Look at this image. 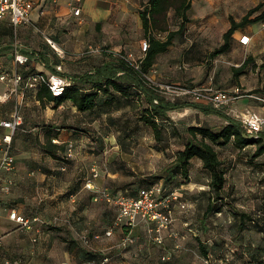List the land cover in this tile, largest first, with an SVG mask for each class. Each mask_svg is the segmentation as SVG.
I'll return each mask as SVG.
<instances>
[{"label":"crops","instance_id":"crops-1","mask_svg":"<svg viewBox=\"0 0 264 264\" xmlns=\"http://www.w3.org/2000/svg\"><path fill=\"white\" fill-rule=\"evenodd\" d=\"M33 1L35 7L31 13V23L15 28L9 16L0 20V77L2 74L19 72L24 78L37 73L58 74L67 78H104V73L116 70L121 54L134 61L146 55L139 50L140 44L136 37L138 40V34L139 36L143 34V42L148 41L141 12L150 0H82L79 4L82 9L80 16L74 14L72 0H58V3H53L52 0ZM228 1L232 3V0ZM195 3L196 0L188 12L190 21L187 23L186 31L175 38L174 44L167 52L157 56L149 75L153 81L155 78H175L173 72L168 70L170 67L168 55L177 41L190 34L193 27L199 29V34L213 32L215 24L212 22L205 25L203 21L201 25L195 23L192 14ZM175 16L180 20L176 29L178 30L182 20L176 14ZM231 18L233 17L230 16L223 31V43L224 34L232 26ZM257 24L259 23L237 31L228 52L214 58L212 52L210 54L213 62L207 70L208 78L225 86L232 84L227 80L221 83V78L231 80L235 78L232 82L236 85L229 88L232 91L230 93L236 89L243 93L247 78L260 72L261 66H256L258 59L252 58V55L257 56L259 49L257 46H250L254 36L251 35L252 31L249 32V29H254L252 27ZM169 27L175 31L171 28L170 19ZM168 33L161 30L153 31L154 36L162 40L167 38ZM243 35L251 37L249 45L240 42ZM49 40L55 42L58 50L50 45ZM139 51L140 56L137 53ZM17 52L27 56L29 61L18 64ZM134 54H137L138 60ZM195 55L200 59V54ZM174 72L178 73V70L175 69ZM121 74L119 72L118 76ZM40 88H26L23 82L18 95H14L7 102L0 101V119H10L18 104L24 116L23 129L13 137L16 167L13 171L6 172L0 183V264H88L94 255L98 261L104 256H109L110 262L106 264L199 262L197 258L201 253L202 240L199 236L200 226L196 230L189 228L190 233L183 234L178 228L179 223L187 227L190 223L179 220L175 210L173 223L175 236L166 234L163 244L153 241L145 222H140L134 229L136 243L125 250L119 245L122 237L128 232L127 226L117 228L112 236L106 235L113 225L118 208L103 201H95L94 192L84 187L87 180L92 178V170L95 167L100 169L101 176L94 182L97 185H104L102 183L104 173L98 165V158L87 152L90 137H93V128L97 127L98 116L102 114V106L100 104L93 111L81 112L71 101L61 104L55 101L42 103L38 98ZM8 89V84L0 79V96ZM253 92L248 93L254 94ZM259 108L258 112L264 115V105ZM72 114L77 116L76 123ZM217 119L221 120L222 125L227 123L222 117ZM206 124L213 126L210 123ZM84 127L88 135L81 132ZM9 133L8 128L0 127V157L3 138ZM50 142L58 146L55 151H47L46 146ZM71 147L72 155L69 154ZM253 147L238 151L243 154ZM8 184L10 191L5 192L2 187ZM68 192H72L70 199L65 197ZM83 192L89 195V202L86 204H81L78 199ZM112 192L133 196L127 189ZM104 203L110 210L114 209L111 223L104 220L106 215L105 207L102 206ZM14 210L26 218L41 216L47 225L36 224L33 230H26L10 219V214ZM59 214L72 217L74 225L71 224L67 229L60 228L62 225L60 223L56 228L52 223L56 217H61ZM85 236L90 238L89 246L83 241ZM35 238L36 244L32 243V239Z\"/></svg>","mask_w":264,"mask_h":264},{"label":"rangeland","instance_id":"rangeland-1","mask_svg":"<svg viewBox=\"0 0 264 264\" xmlns=\"http://www.w3.org/2000/svg\"><path fill=\"white\" fill-rule=\"evenodd\" d=\"M227 1L196 0L192 12L195 23L201 25L203 21L205 25L212 22L215 28L210 34H199L198 28L191 27V33L181 37L168 55V64H170L168 70L173 72L175 78H155L157 84L172 83L189 88L212 87L216 90L232 92L229 88L236 85L232 82L235 78L220 79L221 83L225 80L229 81L228 83L232 84L229 86L220 85L214 79L208 78L207 70L213 62L210 54L223 43V31L230 16L240 21L264 0H232L231 4ZM169 17L171 28L176 30L180 20H177L174 10H171ZM252 28L254 29L250 28L249 32L252 31L251 35L254 39L250 46H257L259 49L257 56L252 55V58L258 59L256 66H261V69L251 78H247L243 94L257 91L255 95L264 96V23L254 25ZM143 39V34L140 36L138 34V40L136 37V41L140 44L139 50H142ZM137 53L140 56V51ZM196 53L200 54V59L196 58ZM134 57L138 60L137 54H134ZM175 69L178 73L174 72ZM182 100L194 102L190 97ZM236 101L220 110L241 120L246 111L258 112L259 107L263 106L261 102L248 96ZM144 104L147 105L145 102ZM144 104L102 106L98 125L92 127L93 137H90L87 152L98 158V165L104 173L102 183L112 191L127 189L130 193H134L149 186V183L150 187L154 186V183L158 182L156 176L173 162L177 152L187 142L188 127L210 123L213 124L214 129L219 130L223 126L221 120L217 119L220 116L212 117L214 114L207 115L192 107L184 108L171 112L163 140L159 142L152 128L140 120L145 108ZM72 116L76 123V114ZM81 132L88 135L85 127ZM219 151L227 177L224 200L220 201L225 203L224 212L204 220V212L211 197L209 186L211 175L203 169L199 159H194L191 165L192 182L183 186L172 185L181 195V201L188 205L187 209L174 208L179 220L190 223L188 227L179 223L178 228L187 235L190 233L189 228L196 230L200 226L199 236L209 256L200 253L197 258L199 262L196 261L195 264H264V155L256 158V147L242 154L232 144L220 147ZM71 193L68 192L65 197L70 199ZM78 199L81 204H86L89 202V195L83 192ZM102 206L105 207L104 220L111 223L114 209L111 211L105 203ZM59 215L63 216L60 217L63 220L60 228L68 229L71 224L74 225L72 217ZM242 215L247 216L246 222ZM32 243L36 244L37 241L32 239ZM254 256L258 257L257 263Z\"/></svg>","mask_w":264,"mask_h":264},{"label":"trees","instance_id":"trees-1","mask_svg":"<svg viewBox=\"0 0 264 264\" xmlns=\"http://www.w3.org/2000/svg\"><path fill=\"white\" fill-rule=\"evenodd\" d=\"M193 1L150 0L141 12L144 30L150 44L144 58L138 61H128L125 59L126 56L121 54L116 70L104 73V78H73L74 83L67 87L61 96H55L47 85H42L38 98L42 103L55 101L61 104L65 101H71L81 112L93 111L100 104L101 106L119 107L124 104L136 105V103L144 104L145 102L147 105L144 104L145 108L140 120L152 128L155 138L159 142L163 140L166 123H169L170 112L172 111L192 107L207 115L214 114L224 118L227 123L219 130L206 125L188 127V140L184 147L177 152L173 162L160 175L156 176L158 182L165 180L162 183L167 190L166 193L174 192L175 188L172 185L183 186L192 182V161L199 159L203 169L211 175L209 182L211 197L204 212V220H207L225 210V203L220 201L224 200L227 177L219 148L233 144L235 149L243 151L254 146L256 147L255 157L258 158L264 155V132L252 133L242 120L212 105L197 101L188 102L182 99L173 100L162 96L158 87L150 80V71L156 63L157 56L167 52L174 44L175 38L186 31L187 23L190 21L188 12L192 8ZM171 10H174L175 14L182 20L180 28L175 31L170 30L169 27ZM231 22V28L224 34V43L212 52L213 58L231 49L234 34L237 31L252 24L264 23V2L252 8L241 21L237 22L231 18ZM154 30L169 33L167 38L162 40L154 36ZM119 72L122 73L120 76H118ZM156 100L159 102L156 103ZM57 147L56 144L50 142L46 149L48 152L55 151ZM60 147L64 149L63 146ZM150 186L149 183V186L141 189L150 188ZM141 189L131 195L137 196ZM242 218L246 222L247 216L242 215ZM200 249L203 255L209 256L206 246L201 241ZM93 257L88 262L98 261L95 255ZM254 259L257 263L258 257L254 256Z\"/></svg>","mask_w":264,"mask_h":264},{"label":"built area","instance_id":"built-area-1","mask_svg":"<svg viewBox=\"0 0 264 264\" xmlns=\"http://www.w3.org/2000/svg\"><path fill=\"white\" fill-rule=\"evenodd\" d=\"M53 3H58V0H52ZM82 0H72V10L74 14L80 16L82 9L79 7ZM35 7L33 0H0V20L10 17L15 28L25 23H31V13ZM243 45L251 43L249 35H243L240 39ZM50 45L56 48L55 42L49 40ZM149 42H143L142 51L147 52ZM58 50V49H57ZM128 61L131 59L125 57ZM29 58L21 53H16V62L25 64ZM138 68V66H136ZM150 78V77H149ZM0 79L7 83L9 89L5 94L0 96L1 102L9 101L14 95L20 93V86L25 82L26 88H38L42 85H47L55 96H61L66 88L71 86L73 78H67L58 74L46 75L43 73L31 74L28 78H24L19 72L15 74H2ZM150 80L158 87L162 96L171 97L173 100L190 97L194 101L204 102L212 105L215 108L221 109L229 105L233 101L240 99L243 96H248L256 99L264 105V96L255 94L244 95L241 90L236 89L233 93L216 90L212 87L208 88H189L172 83L157 84L151 78ZM159 101L156 100V103ZM242 122L254 134H259L264 131V115L248 110L241 117ZM24 116L20 112L19 104L16 107L10 119H0V127L8 128L10 133L3 138L2 156L0 157V183L6 172H11L16 167V156L13 151V137L23 129ZM73 147L70 148L69 154L72 155ZM101 176L99 168L95 167L92 170V178L85 183V189L94 192L95 201H103L112 204L118 208V213L112 227L107 231V236H112L117 228L127 226L128 232L122 237L120 248L125 250L136 243L134 229L140 222L148 224L149 234L158 244H163L166 240V234L175 236L173 232L174 223V204L182 209H187L188 205L181 201V195L177 191L166 193L167 190L162 183H157L150 188L141 189L137 196H126L113 193L106 185H97L94 180ZM5 192L10 191V185L2 187ZM72 198H75L72 196ZM10 219L20 224L26 230H33L36 224L46 226L47 223L41 216L26 218L20 215L16 210L10 214ZM63 220L56 217L53 221L54 226H58ZM37 241V238L34 239ZM85 245H90V238H83ZM110 262L109 256H104L101 261H91L88 264H106Z\"/></svg>","mask_w":264,"mask_h":264}]
</instances>
